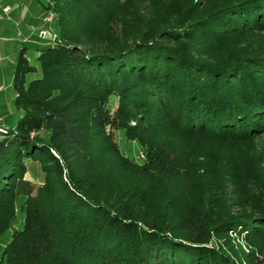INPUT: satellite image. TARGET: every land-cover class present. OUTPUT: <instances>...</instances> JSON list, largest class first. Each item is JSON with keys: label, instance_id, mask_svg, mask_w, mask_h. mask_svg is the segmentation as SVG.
<instances>
[{"label": "trees", "instance_id": "trees-1", "mask_svg": "<svg viewBox=\"0 0 264 264\" xmlns=\"http://www.w3.org/2000/svg\"><path fill=\"white\" fill-rule=\"evenodd\" d=\"M48 1L0 139V264H251L229 232L264 264V48L219 50L264 0Z\"/></svg>", "mask_w": 264, "mask_h": 264}, {"label": "crops", "instance_id": "crops-1", "mask_svg": "<svg viewBox=\"0 0 264 264\" xmlns=\"http://www.w3.org/2000/svg\"><path fill=\"white\" fill-rule=\"evenodd\" d=\"M2 4L9 7L10 13L8 19L0 20V126L8 130L15 125L10 126L15 115L21 116L13 104V77L19 55L23 51L31 64L28 51L38 57L41 47L54 44L56 33L51 22L43 21L46 11L42 0H5ZM41 30L46 32L44 39L38 35Z\"/></svg>", "mask_w": 264, "mask_h": 264}, {"label": "rangeland", "instance_id": "rangeland-1", "mask_svg": "<svg viewBox=\"0 0 264 264\" xmlns=\"http://www.w3.org/2000/svg\"><path fill=\"white\" fill-rule=\"evenodd\" d=\"M27 1H35V0H27ZM43 1V0H42ZM197 1V4L201 5V10H206L209 9L210 7L208 5H212L210 4V1L208 0H194ZM44 3V1H43ZM51 6V5H50ZM52 7V6H51ZM54 14V13H53ZM254 14H256L254 12ZM260 15V14H259ZM261 15H264V13H262ZM248 16V15H247ZM246 17V16H245ZM260 20L254 18V20H252L251 22L254 24H258V25H248L245 26V36L243 38H241L242 40H240L239 38H230L228 39V41H226L224 44L219 46V50H225L228 47H241V48H245V47H249L250 49H257V48H264V16H259ZM55 19V14L53 17L52 22ZM51 22V23H52ZM250 23V24H252ZM56 39L53 40V42L55 43ZM28 55L30 58V62L31 65L35 68H38V63H37V55L35 52L33 51H28ZM38 77V74H30L27 76V83L36 79ZM20 116L19 114H16L15 117L10 121L12 122L10 124V126H12L13 124H16L17 121L19 120ZM133 125V123H132ZM113 136H114V140L116 141V143L118 144L121 152L123 153L124 156L133 159L137 162H141L144 160L143 155L141 153V150L137 144V142L135 141H130L129 139H127L124 136V133L121 131H113ZM253 145L255 146V150L261 151L262 156H264V136H260L258 138L255 139V141L253 142ZM26 166L28 168L27 173L25 175V178L31 182H33L35 185H39L42 182L43 179V173L40 170V166L37 163L34 162H26ZM232 211H234L235 213V208L231 209ZM23 221V214L18 211L17 213V228L21 225V222ZM8 237V236H7ZM6 237V238H7ZM228 239H225L226 242H228L231 246L235 247L236 249H241L244 253V255H247L249 257H247L246 261L251 262V264H259L258 262H260L262 260V256L260 255H256V256H251V254H253L255 251H253V248L247 246V244L245 243V241L243 240V238L241 236H237L235 234H233L232 232H229L227 235ZM0 244H4V240L0 243ZM258 260V261H257ZM247 263V262H246Z\"/></svg>", "mask_w": 264, "mask_h": 264}, {"label": "built area", "instance_id": "built-area-1", "mask_svg": "<svg viewBox=\"0 0 264 264\" xmlns=\"http://www.w3.org/2000/svg\"><path fill=\"white\" fill-rule=\"evenodd\" d=\"M5 0H0V20L1 19H8L9 18V13H10V9H9V7H7V6H3V2H4ZM44 1V3L45 4H49L50 5V3H49V1L48 0H43ZM53 17H54V14H53V12L51 11V10H48L47 12H46V15H45V17L43 18V21L44 22H47V23H50V22H52V20H53ZM39 37L40 38H42V39H44L45 37H46V32L45 31H43V30H41L40 32H39ZM55 39V38H54ZM1 121H2V119L0 118V124H1ZM1 133H5L2 129H1V127H0V134Z\"/></svg>", "mask_w": 264, "mask_h": 264}, {"label": "water", "instance_id": "water-1", "mask_svg": "<svg viewBox=\"0 0 264 264\" xmlns=\"http://www.w3.org/2000/svg\"><path fill=\"white\" fill-rule=\"evenodd\" d=\"M0 125H1V124H0ZM0 127H1V126H0ZM1 129H2L4 132L7 131L6 129H4V128H2V127H1ZM2 135H3V133L0 134V139L2 138Z\"/></svg>", "mask_w": 264, "mask_h": 264}]
</instances>
